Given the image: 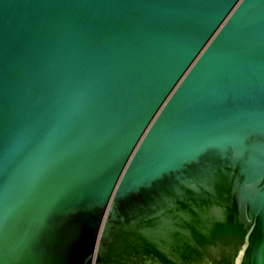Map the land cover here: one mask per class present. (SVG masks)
Returning a JSON list of instances; mask_svg holds the SVG:
<instances>
[{"label":"water","instance_id":"obj_1","mask_svg":"<svg viewBox=\"0 0 264 264\" xmlns=\"http://www.w3.org/2000/svg\"><path fill=\"white\" fill-rule=\"evenodd\" d=\"M0 264H264V0H0Z\"/></svg>","mask_w":264,"mask_h":264}]
</instances>
